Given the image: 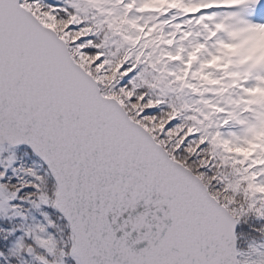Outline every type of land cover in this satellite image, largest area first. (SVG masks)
<instances>
[{"label": "snow or ice", "instance_id": "6c2138e0", "mask_svg": "<svg viewBox=\"0 0 264 264\" xmlns=\"http://www.w3.org/2000/svg\"><path fill=\"white\" fill-rule=\"evenodd\" d=\"M249 216L264 0H0V264H264Z\"/></svg>", "mask_w": 264, "mask_h": 264}, {"label": "trees", "instance_id": "16d2710c", "mask_svg": "<svg viewBox=\"0 0 264 264\" xmlns=\"http://www.w3.org/2000/svg\"><path fill=\"white\" fill-rule=\"evenodd\" d=\"M246 220H247L246 224L242 221L241 226H238V232L239 231L245 232V236L241 237V240L243 241L246 238H252V237H255L257 239H264V237H261L259 233L254 232L252 230L253 226L260 227L261 225H264V219L257 218L255 216H249L246 218Z\"/></svg>", "mask_w": 264, "mask_h": 264}]
</instances>
